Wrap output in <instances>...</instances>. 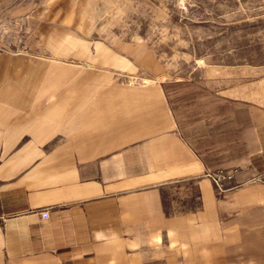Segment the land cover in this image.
<instances>
[{"label":"rangeland","instance_id":"1","mask_svg":"<svg viewBox=\"0 0 264 264\" xmlns=\"http://www.w3.org/2000/svg\"><path fill=\"white\" fill-rule=\"evenodd\" d=\"M9 89L65 114V135L43 150L51 160L77 152L74 141L97 142L77 149L85 157L140 144L145 187L160 188L167 214L213 194L219 236L198 229L205 241L185 245L180 230L178 243L163 231L146 264H264V170L248 165L256 144L244 137L264 136V0H0V93ZM185 148L199 171L159 180ZM29 151L0 153L3 178Z\"/></svg>","mask_w":264,"mask_h":264},{"label":"crops","instance_id":"2","mask_svg":"<svg viewBox=\"0 0 264 264\" xmlns=\"http://www.w3.org/2000/svg\"><path fill=\"white\" fill-rule=\"evenodd\" d=\"M41 101L15 89L0 93V153L22 147L32 154L9 179L0 173V264H146V247L159 248L163 231L173 232L177 242L180 230L185 245L205 241L203 236L195 240L198 229L219 236L216 199L210 191L199 197L212 205L196 211L175 206L167 214L160 188L145 187L146 158L140 144L136 152H126L128 142L122 141L108 153L90 151L85 157L77 149L97 148V142L74 141L69 147L78 153L63 152L51 160L43 150L65 135V114L50 111ZM244 137L257 149L250 152L239 145L248 165L264 170L255 166L257 157L264 165V136L252 127ZM185 149V159L175 161L170 177L159 180L199 171L202 163L192 149ZM134 180L137 185L130 183ZM209 236L207 232L206 241Z\"/></svg>","mask_w":264,"mask_h":264},{"label":"built area","instance_id":"3","mask_svg":"<svg viewBox=\"0 0 264 264\" xmlns=\"http://www.w3.org/2000/svg\"><path fill=\"white\" fill-rule=\"evenodd\" d=\"M42 216H43V217H46V216H47V212H46V211H43V212H42Z\"/></svg>","mask_w":264,"mask_h":264}]
</instances>
